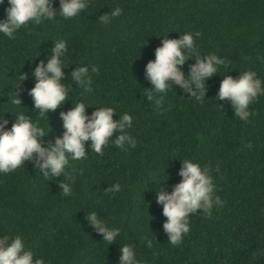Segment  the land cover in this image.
Returning <instances> with one entry per match:
<instances>
[{
	"label": "trees",
	"instance_id": "1",
	"mask_svg": "<svg viewBox=\"0 0 264 264\" xmlns=\"http://www.w3.org/2000/svg\"><path fill=\"white\" fill-rule=\"evenodd\" d=\"M6 6L0 5V18ZM52 7L59 11L57 0ZM117 7L118 16L99 22ZM182 32L200 34L193 37L197 52L178 66L185 78L197 56L203 60L212 53L225 63L205 80L201 102L171 81H166L170 89L152 92L148 100L144 65L154 60L161 39H176ZM59 39L67 49L61 83L70 90L44 117L28 95L31 70L37 62L46 63ZM80 65L89 68L90 92L70 79ZM246 70L255 72L264 87V0H86L72 18L28 22L11 39L0 34L5 128L24 113L45 132L48 127L42 138L47 145L63 132L59 113L82 102L86 114L96 107H112L113 120L128 113L132 124L125 131L136 144L115 147L114 132L97 155L85 141L86 158H69L66 176L46 179L27 161L0 173V238L19 235L44 264H119L122 244L133 249L138 264H264V94L249 104L245 121L235 117L228 98L217 99L220 80L236 79ZM19 74L25 76L20 82ZM14 93L19 105L11 102ZM183 159L208 167L213 195L221 203L207 214L199 209L190 214L188 233L171 245L155 195L179 182ZM60 183L70 186V195L62 194ZM113 183L119 185L116 193L107 191ZM90 211L119 228L110 244L86 221Z\"/></svg>",
	"mask_w": 264,
	"mask_h": 264
},
{
	"label": "clouds",
	"instance_id": "2",
	"mask_svg": "<svg viewBox=\"0 0 264 264\" xmlns=\"http://www.w3.org/2000/svg\"><path fill=\"white\" fill-rule=\"evenodd\" d=\"M58 9L52 7L53 0H0V5L6 4L0 18V34L14 38L15 32L32 22L40 24L43 20L52 21L55 17L69 19L80 13L86 6V0H57ZM120 14V9L114 8L110 14L99 16V22L107 24L110 17ZM199 32H182L176 39L163 38L160 45L154 49V60L144 65V76L150 83V90L146 94L148 100L152 99V92L163 93L170 89L166 81L175 85L201 102L205 80L217 73L218 66L225 63L222 58L209 53L203 60L198 56L194 64L190 65L187 78L178 66L182 65L188 54H195L196 47L193 37ZM66 42L63 39L55 41L51 54L47 56L46 63L37 62L31 70L34 78L33 86L28 90L32 99V107L45 117L46 111H52L62 105L67 99L70 87L63 83L61 71L65 66L63 57L66 55ZM96 72L95 66L91 68ZM25 79L19 74V82ZM70 79L75 81L77 87L84 92H90L91 77L87 65L73 68ZM264 94L261 80L253 71H243L236 79L225 75L220 80L217 90V99L228 98L234 115L241 121L250 116L249 104L258 95ZM13 105H19L18 94L14 93ZM219 106V105H218ZM86 105L82 102L72 103V107L59 113L63 132L55 137L54 141L45 145L42 138L49 131L40 127L36 121L31 120L24 113L15 115V120L9 128H5L7 119L0 116V173L6 174L23 166L24 162H32L33 169L39 167L42 176L46 179L67 175L65 167L69 158L81 160L86 158L85 141H89L88 148L97 155L103 154V149L109 144L108 138L115 132V139L111 144L122 150L134 148L135 140L125 130L131 127L132 118L128 113L119 115L117 120L112 116L115 112L112 107H96L90 114L85 113ZM5 113V112H4ZM67 154V155H66ZM181 168L178 170L179 182L172 186L170 192L156 191L155 201L161 205V212L166 217L162 228L171 245H178L182 235L189 231L188 217L197 210L205 214L213 204L221 203L213 195V184L207 166L200 165L191 159L180 160ZM59 188L63 195H70L68 184L60 183ZM107 191L116 193L119 185L113 183ZM91 227L102 236V240L110 244L119 235V228L108 227L98 218L94 211L85 216ZM147 246H151L146 241ZM119 264H138L133 249L128 244H122L119 249ZM0 264H44L40 258H34L32 251L26 250L19 235L12 237L4 235L0 238Z\"/></svg>",
	"mask_w": 264,
	"mask_h": 264
}]
</instances>
